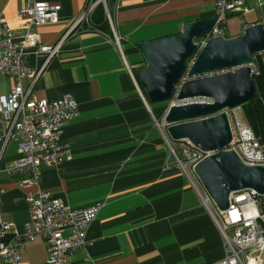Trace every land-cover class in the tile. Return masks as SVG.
<instances>
[{"label":"crops","instance_id":"obj_1","mask_svg":"<svg viewBox=\"0 0 264 264\" xmlns=\"http://www.w3.org/2000/svg\"><path fill=\"white\" fill-rule=\"evenodd\" d=\"M42 1L60 6L56 24L36 28L41 44L53 47L86 0ZM244 3L245 14L227 16L238 19L227 38L264 24V0ZM22 6L23 0H0V15L14 33L20 31ZM106 7L113 29L83 28L65 37L30 92L45 101L70 95L78 107V116L66 123L61 137L70 160L40 169V188L66 207L99 205L86 232L90 245L72 252L69 264H214L223 256L220 233L174 166L153 123L154 116L162 119L169 101L150 104L135 77L144 66L138 44L177 35L187 23L213 19V1L106 0ZM44 62L35 51L26 56L33 70ZM13 86L12 79L0 76V95ZM21 86L26 90L29 82L23 80ZM17 159L13 139L0 168L10 169ZM21 179L0 175V216L14 223L18 233L28 219L24 197L31 190ZM46 258L45 244L36 239L26 244L22 264H46Z\"/></svg>","mask_w":264,"mask_h":264},{"label":"built area","instance_id":"obj_2","mask_svg":"<svg viewBox=\"0 0 264 264\" xmlns=\"http://www.w3.org/2000/svg\"><path fill=\"white\" fill-rule=\"evenodd\" d=\"M212 1L214 21L205 34L194 40L197 52L212 38H227L228 15L247 12L244 0ZM98 5L102 6L108 25L113 29L106 0H86L81 14L72 22L64 38L83 28L95 31L91 17ZM59 11V5L42 0H23L18 11L21 19L18 33H14L0 15V76L14 81L10 92L0 95V161L10 140L17 141L18 154L10 169L0 168V175H22L21 185L31 188L24 197L28 219L22 233H18L14 223L4 222L0 216V264H22L26 244L36 239L45 244L46 264H69L72 252L85 250L90 245L86 232L99 210V205L70 209L40 188L42 167L54 168L70 160L61 137L66 123L78 116L77 103L70 95L55 101L36 100L30 96L45 64L57 53L64 39L53 47L43 45L36 28L56 24ZM114 43L118 46L116 38ZM30 51L45 57L43 66L37 70L26 64ZM193 60L189 61L187 69ZM251 73L257 75L255 66H251ZM23 80L29 82L26 90L21 86ZM185 80L186 74L178 82L170 105L212 103L204 98L177 102L178 86ZM229 111L233 109L222 111L228 117L232 134L227 150L234 151L246 166H264V149L260 141L245 123H241L239 116L228 115ZM153 123L173 158L174 166L180 170L220 233L223 256L214 264H264V197L257 196L252 190L231 193L229 208L218 211L193 171L208 154L188 141L178 142L176 146L167 136V125L163 120H153ZM3 193L0 186V195Z\"/></svg>","mask_w":264,"mask_h":264},{"label":"water","instance_id":"obj_3","mask_svg":"<svg viewBox=\"0 0 264 264\" xmlns=\"http://www.w3.org/2000/svg\"><path fill=\"white\" fill-rule=\"evenodd\" d=\"M213 21L187 23L177 35L138 44L144 66L136 77L150 104L171 101L184 74L177 102L197 98L212 101L170 105L162 120L172 142L188 141L208 154L194 167V175L216 209L223 212L229 208L231 193L252 190L264 197V166H246L234 151L227 150L232 134L222 112L257 95L251 66L255 65L254 57L264 53V24L245 27L232 38H212L197 52L194 40L205 34Z\"/></svg>","mask_w":264,"mask_h":264},{"label":"trees","instance_id":"obj_4","mask_svg":"<svg viewBox=\"0 0 264 264\" xmlns=\"http://www.w3.org/2000/svg\"><path fill=\"white\" fill-rule=\"evenodd\" d=\"M91 24L95 31L103 33H106L109 28L101 5H98L95 8L91 17ZM254 60L257 75L253 76V83L257 95L254 99L242 104L239 107L241 108L245 124L258 138L264 149V53L256 55ZM141 91L145 96V92L142 88ZM154 118L157 121L160 119L158 116H154Z\"/></svg>","mask_w":264,"mask_h":264},{"label":"rangeland","instance_id":"obj_5","mask_svg":"<svg viewBox=\"0 0 264 264\" xmlns=\"http://www.w3.org/2000/svg\"><path fill=\"white\" fill-rule=\"evenodd\" d=\"M237 20L238 19L236 17H233V18L227 20V23H226V29H227V31H228V29H231L232 28V24L233 23L238 22ZM227 34H228L227 36H229L230 35V31L227 32ZM159 104H161V103H158L157 105H159ZM170 104H171V101L164 103L165 106H169ZM232 114H235V115L239 116L241 123H244V118H243V115H242V112H241V108L240 107H237V108L233 109V111H229L228 112V115H232ZM175 145L177 146V143Z\"/></svg>","mask_w":264,"mask_h":264}]
</instances>
